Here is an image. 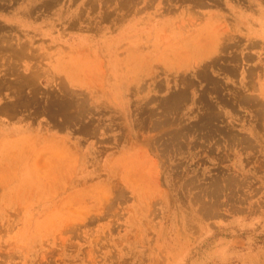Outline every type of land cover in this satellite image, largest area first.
Instances as JSON below:
<instances>
[{
    "label": "rangeland",
    "instance_id": "1",
    "mask_svg": "<svg viewBox=\"0 0 264 264\" xmlns=\"http://www.w3.org/2000/svg\"><path fill=\"white\" fill-rule=\"evenodd\" d=\"M0 264H264V0H0Z\"/></svg>",
    "mask_w": 264,
    "mask_h": 264
},
{
    "label": "crops",
    "instance_id": "2",
    "mask_svg": "<svg viewBox=\"0 0 264 264\" xmlns=\"http://www.w3.org/2000/svg\"><path fill=\"white\" fill-rule=\"evenodd\" d=\"M245 73V74H244ZM240 86L243 88H250L252 85H260V83H255V78L253 77V73H251L250 68L247 67L241 72Z\"/></svg>",
    "mask_w": 264,
    "mask_h": 264
},
{
    "label": "bare ground",
    "instance_id": "3",
    "mask_svg": "<svg viewBox=\"0 0 264 264\" xmlns=\"http://www.w3.org/2000/svg\"><path fill=\"white\" fill-rule=\"evenodd\" d=\"M123 6V5H122Z\"/></svg>",
    "mask_w": 264,
    "mask_h": 264
}]
</instances>
